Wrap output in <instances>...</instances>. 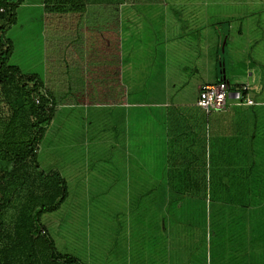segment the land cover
I'll use <instances>...</instances> for the list:
<instances>
[{
  "label": "rangeland",
  "instance_id": "rangeland-1",
  "mask_svg": "<svg viewBox=\"0 0 264 264\" xmlns=\"http://www.w3.org/2000/svg\"><path fill=\"white\" fill-rule=\"evenodd\" d=\"M194 2L179 0L176 5H181V10L173 9L177 12L191 7L196 10L199 3ZM168 5L171 6V3ZM183 5L187 6L183 8ZM212 8L208 2V9ZM158 9L163 8L146 6L132 10L134 21L141 19L145 30L139 42L142 51L153 55L147 59L155 61L158 57L162 64L164 61L167 63V68L161 65L163 71L154 66L156 71L152 82L156 91L163 88L164 80L171 77V63H177L181 57L186 59L179 51H175L171 58V49L168 51L163 44L156 51L155 44L160 43L153 39V36L157 37L156 29L162 36L164 32L171 34L172 20L178 38L176 43L184 50V44L188 43H179L180 15H175L176 19L168 9ZM140 10H148L149 13L140 16ZM42 11L41 0H28L17 9L14 23L3 33L12 46L9 64L18 67L24 74H43ZM159 13L165 17L164 29L162 19L155 16ZM250 20L252 22L254 17ZM214 24V20L209 19L207 36L200 28L194 35L191 34L196 42L195 45L187 44V57L197 56L195 52L192 54L190 48H193L197 52L202 51L209 62L215 61ZM182 25L186 28L185 23ZM258 28L261 29L250 32L251 53L261 59L256 61L258 69L252 68L253 76L254 70L258 74L264 69V27L259 25ZM165 52L166 59H163ZM255 82H250V94L256 103L262 102L259 106H263L264 85L258 84V89L254 87ZM257 109L263 110L264 107L257 106ZM124 122L126 119L118 112L113 114L103 109L61 106L46 126L38 148V165L45 172L58 171L67 187V195L59 208L40 217V224L53 241L56 253L82 264H264L263 173L255 180V185L252 179L250 185L243 186L240 191L226 184H222L221 188L214 186L212 173L213 194L208 195L205 210L195 208L190 214L193 210L182 207L186 210L180 208L183 211L176 210V215L169 216L171 212H167L166 207L162 211L160 208L164 192L159 185L163 169L160 162H163L164 155L159 157L158 153H145L144 163L142 159L129 155L131 153L126 147L124 150L117 145L114 154L109 149L111 142L104 145L105 140L120 142L124 138ZM169 148L171 151V146ZM166 212L167 218L164 215Z\"/></svg>",
  "mask_w": 264,
  "mask_h": 264
},
{
  "label": "trees",
  "instance_id": "trees-1",
  "mask_svg": "<svg viewBox=\"0 0 264 264\" xmlns=\"http://www.w3.org/2000/svg\"><path fill=\"white\" fill-rule=\"evenodd\" d=\"M27 1L0 0V264H82L59 256L40 224L44 213L56 211L65 200L67 187L58 171L40 168L37 155L57 108L120 104L125 100L119 79L118 7L86 4L83 0H41L44 69L40 76L24 74L9 64L12 46L3 34L14 23L17 9ZM124 2L157 4L162 0ZM212 115L208 117V173L203 168L202 173H171V160L162 163L160 208L162 211L166 207L169 216L176 215V210L185 211L182 207L188 205L204 211L208 195L213 194L212 181L214 186L226 184L240 191L252 179L261 178L260 173H249L256 163L243 159L248 151L244 145L238 148L241 161L215 157ZM244 125L239 139L248 138ZM227 166L234 170L225 172Z\"/></svg>",
  "mask_w": 264,
  "mask_h": 264
},
{
  "label": "crops",
  "instance_id": "crops-1",
  "mask_svg": "<svg viewBox=\"0 0 264 264\" xmlns=\"http://www.w3.org/2000/svg\"><path fill=\"white\" fill-rule=\"evenodd\" d=\"M83 1L86 4H110L118 7L119 79L125 89V100L120 104L72 106L73 108L87 107L92 110L103 109L113 114L118 112L119 115L124 116L126 119V123L124 122L123 125L124 138L120 142L104 141V145L111 142L109 147L111 152L115 154L117 145L124 150L126 147L131 153L129 155L134 156V159H142L143 162L145 153H158L159 157L163 154L164 158L161 161L171 160V173H202V168L204 173H208V117L213 113L212 117L215 120L213 127L216 128L215 157L219 155L231 157L233 163L243 159L254 162L256 164L249 173H263L262 175H264V109H257V106L264 107V105L259 106V103L262 104V102L256 103L250 94L251 80L256 81L255 88H258L260 83L264 85V69L262 74H257V71L254 70V76L252 75V68L258 69L259 65L256 61L261 59L258 55H252L249 45L250 32L259 31L262 28H258L259 25L264 27V0H194V3H199L196 10H192L191 7V9H183L181 12L173 9L175 7L181 10L182 6L176 5L179 0H162L157 4L133 5L126 4L124 0ZM208 2L211 3L212 10L208 9ZM169 3L171 6L168 5ZM146 6L168 9V12L171 11V15L175 18L180 15L179 18L182 21L181 27L178 26L181 37L179 43L182 44L190 42L195 45L196 39L191 34L194 35L193 33L200 28L204 29L205 36H207L208 21L209 19L214 20L216 27L215 61L209 62L202 51L197 52L193 48H190L192 54L195 52L197 56L192 57L194 55L191 54V57H187L185 51L188 49V43L184 44L185 50L176 43L178 38H176L175 22L171 20V34L164 32L162 36L156 29L157 37L153 36V39L160 42L155 44L156 51L160 44H163L168 48V51L171 49V58L179 51L184 54L186 59L182 60L181 57L177 63L176 61L171 63V77L164 80L163 88L156 91L152 82L156 71L154 66L160 67V70L163 71L161 65H165L167 68V63L163 60L162 64L158 57H156L157 61L147 59L153 55L148 51H142V46L139 44L141 36L145 32L142 20L134 21L135 18L132 17L134 15L132 10ZM185 6L187 5H183V8ZM138 12L140 16L149 13L148 10ZM155 16L162 19V28L164 29L165 17L162 13ZM252 17L254 20L251 22ZM184 23L186 28L182 25ZM227 53L228 56H226ZM241 53L245 54L241 55ZM163 59H166V52ZM262 59L264 60V58ZM176 64L177 66H175ZM217 81L227 82L231 90L247 86L248 91L245 95L252 99L254 104L246 105L239 102L232 97L231 93L222 109L214 110L208 114L197 106L198 94L202 86ZM242 124H245L246 127L248 136L246 139H239L241 131H243ZM255 125L258 128L257 135H255ZM251 134H253L252 137ZM242 145L248 148L245 153L246 157L243 154L245 157L243 159L240 157L242 154L238 151ZM112 158L115 160V155ZM221 159L223 160V158ZM233 170L234 167L227 166L224 171L232 172ZM262 177L264 178V176ZM253 184L255 185L254 179ZM188 208L195 209L197 207L192 208L188 205ZM199 210L202 209L199 208Z\"/></svg>",
  "mask_w": 264,
  "mask_h": 264
},
{
  "label": "built area",
  "instance_id": "built-area-1",
  "mask_svg": "<svg viewBox=\"0 0 264 264\" xmlns=\"http://www.w3.org/2000/svg\"><path fill=\"white\" fill-rule=\"evenodd\" d=\"M247 91V86H242L235 90H231L228 83L225 81L207 84L202 86L199 91L197 106L209 114L214 110L222 109L226 104L227 98L231 96V93L235 100L239 102L241 101L246 105H253V100L247 95H244V92Z\"/></svg>",
  "mask_w": 264,
  "mask_h": 264
}]
</instances>
